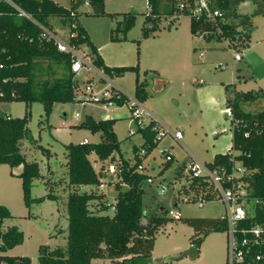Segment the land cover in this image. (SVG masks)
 <instances>
[{
  "label": "rangeland",
  "instance_id": "1",
  "mask_svg": "<svg viewBox=\"0 0 264 264\" xmlns=\"http://www.w3.org/2000/svg\"><path fill=\"white\" fill-rule=\"evenodd\" d=\"M54 1L66 8L71 7V0ZM168 8L165 2L158 4L160 17L157 28L149 38L143 37L146 14L150 11L148 0H106L105 11L119 15L117 18L90 16L92 8L87 4L82 5L78 9V20L99 46L108 66L139 65L140 81L145 80V72L159 74V80L148 78L149 98L142 106L162 124L173 131H182L184 136L182 145L166 137L143 162L141 171L148 176L143 185L144 221L152 215H161L163 208L169 218L180 217V220L170 222L157 234L151 264H227L226 232L210 234L197 256L191 248L194 231L183 223V219L187 218H221L227 212L225 204L212 201L201 208L197 203L186 202L179 189L185 184L187 174L184 172L181 178H176V175L194 158L208 164L213 162L214 154L231 151L225 86L235 85L238 92L245 93L264 90V14H255L256 6L251 0L241 3L238 13L250 16L252 30L249 39L232 44L228 40L207 41L194 37L190 32L191 17L188 15L180 16L169 27L168 19L164 16ZM127 13L136 14L135 26L127 34L128 41L111 42V31L117 28L122 20L121 15ZM52 24L59 38L67 36L68 24L61 23L58 18L52 20ZM118 36L122 38L123 33L119 32ZM238 53L242 56L240 61L235 60ZM101 75V72H93L76 76L80 90H85L87 81L93 79L96 81L94 88L101 89L104 85L99 82ZM136 77L135 73H127L111 80L127 98L134 99ZM129 105L108 109L97 103H56L48 121L41 103L30 106V138L22 142V152L28 161L39 164L43 177L34 180L31 201L27 206L22 180L17 177L22 167L12 169L8 165H0V206L7 207L12 214L4 221L3 228L17 227L25 238L22 245L10 250L6 256L29 257L32 264H40V246L67 247L69 184L65 146L85 141L97 144L101 141L100 134L78 128L87 116H93L96 121L115 119L114 131L121 144L120 151L114 157L116 160L123 157L134 164L133 149L139 150L143 140L140 133L130 136V131L136 132L137 127ZM263 106V102L262 105L258 102L249 104L248 109L256 113ZM26 109L25 102L0 106V111L12 118H23ZM165 149L173 155L174 163L161 175L165 162L161 151ZM90 161L99 172L102 163L98 158L91 155ZM93 189L80 187L81 192H91ZM99 192L105 193L109 204L115 203L118 191L114 186H106ZM49 194L55 199L49 198ZM105 214L113 216L112 209ZM92 264L113 263L97 259Z\"/></svg>",
  "mask_w": 264,
  "mask_h": 264
},
{
  "label": "trees",
  "instance_id": "2",
  "mask_svg": "<svg viewBox=\"0 0 264 264\" xmlns=\"http://www.w3.org/2000/svg\"><path fill=\"white\" fill-rule=\"evenodd\" d=\"M14 8L0 0V104L25 102L26 113L23 118H12L0 111V165L10 168L22 167L17 176L22 180L23 196L27 206L31 201V188L34 180L42 176L37 162H30L22 152V142L30 138V106L41 103L44 106L46 121L49 120L56 103H75L80 91L79 82L72 71L71 57L57 49L53 40L43 39V29L56 31L52 20L58 18L61 23L69 25L67 36L63 38L71 45H85L95 56L94 64L112 78L135 73V97L142 103L149 98L148 78H159L156 72H145V80L140 81V66L108 67L105 65L98 49L91 41L87 31L79 22L78 9L89 5L94 17L117 18V14L105 11L106 0H71V7L66 8L53 0H10ZM223 17L214 22L203 18H191L190 32L194 37L203 35L207 41L228 40L232 44L249 39L252 30L250 16L238 13V8L245 0H218ZM256 6V15L264 14V0H251ZM168 5L166 18L180 14V4H190V0H148L150 11L146 14L143 37L149 38L157 28L160 17L158 4ZM25 11L31 19L20 16L18 9ZM186 15V14H180ZM117 28L111 31V42L128 41L127 34L134 28L136 14H123ZM170 27V26H169ZM240 29H243L240 30ZM122 32L120 38L118 33ZM90 81H88L89 83ZM225 109L230 110L232 132V152L217 154L207 167L218 171L224 179V187L229 188L236 164L248 174L234 179L247 186L252 205L253 218L245 225L264 221V106L261 111L253 113L249 104L264 103V90L238 92L235 85L225 86ZM118 105L123 106V101ZM115 119L96 121L92 116L78 126L92 134H101V141L95 143L69 144L65 146L67 159V178L69 195L67 200L68 245L66 248L40 246L38 261L40 264H92L97 259L110 260L113 264H151L156 236L160 230L175 219L169 218L165 208L161 215H152L144 221L143 208L144 182L148 176L139 171L142 160L135 156L139 151L133 149L135 163L114 154L120 151V141L114 131ZM146 150L143 159H147L156 149V133L152 124L139 131ZM95 155L102 163L97 172L90 156ZM174 159L164 162L162 175L171 168ZM107 164V165H106ZM115 164L120 182L115 185L118 191L113 216L105 214L111 209L105 193L99 192L104 172ZM186 164L176 175H185ZM237 170V169H236ZM51 173V172H50ZM15 176L13 173H11ZM89 186L91 192H81L80 187ZM214 187L204 177L191 178L179 189L185 198L205 196L207 202L218 201L213 193ZM49 198L55 199L52 194ZM12 217L5 206H0V264H32L29 257H10L5 254L24 242V233L17 227L4 229V221ZM180 220V219H176ZM183 223L191 227L194 235L191 248L200 255V248L212 233L226 232L228 223L225 218H187ZM170 264V263H168Z\"/></svg>",
  "mask_w": 264,
  "mask_h": 264
},
{
  "label": "built area",
  "instance_id": "3",
  "mask_svg": "<svg viewBox=\"0 0 264 264\" xmlns=\"http://www.w3.org/2000/svg\"><path fill=\"white\" fill-rule=\"evenodd\" d=\"M14 8V3L10 0H4ZM189 4H180V14H186L191 18L201 19L206 21L214 22L218 18L223 17V12L219 6L218 0H190ZM18 9L20 16L31 19V16L25 11ZM175 15L168 17V25L176 23L179 17L182 15ZM197 37L203 38V35ZM42 38L53 40L56 43L57 49L66 53L71 57L72 71L78 77L83 73L91 74L93 72H101L99 82H103L104 85L101 89L96 90L94 85L91 83L86 84L85 90H80L75 98V102H82L83 104L97 103L106 106L108 109L121 106L119 102L123 101L124 104H129L131 117L135 122L137 131H130V136L139 133L146 127L152 124V130L156 133L154 143L157 147L166 138L171 137L174 143L181 144L183 141L182 131H173L169 127L162 124L149 110L144 108V103L140 102L136 97L134 99L127 98L126 95L119 90L114 83L112 78L107 76L103 70L96 67L94 64L95 56L89 47L85 45H71L67 43L63 38H59L56 31L43 29ZM242 59L241 53L235 56L236 61ZM4 66L0 64V70ZM225 68V67H222ZM95 81V79H93ZM96 83V81H95ZM2 104H0L1 106ZM230 116V110H226ZM87 143V141H85ZM156 147V148H157ZM146 155L145 149H139L135 154L143 162L145 161L144 156ZM161 155L165 158V162H170L174 159L173 155L169 150L165 149L161 151ZM143 162L139 166V171L143 170ZM239 165V166H238ZM237 169V170H236ZM236 169L233 175L227 180L231 181L229 188L224 187V179L220 173L212 171L207 167V164L199 162L196 158L192 159L186 166L185 173L191 178H206L211 185L214 187V195L218 201H221L226 206V214L222 217L225 218L228 223L226 230L228 242H227V264H264V221L256 224L245 225L246 222L253 218L252 205L256 203L252 199H249V193L246 184L243 182H235L234 179H238L248 172L242 168L240 164H236ZM105 177L101 181L100 190L103 191L106 186H114L120 182L119 172L115 164H111L104 172ZM186 202L197 203L199 207H204L207 203L205 196H194L191 195L185 198ZM112 211L115 206L112 204ZM176 219H180L177 215ZM168 264V263H163Z\"/></svg>",
  "mask_w": 264,
  "mask_h": 264
},
{
  "label": "crops",
  "instance_id": "4",
  "mask_svg": "<svg viewBox=\"0 0 264 264\" xmlns=\"http://www.w3.org/2000/svg\"><path fill=\"white\" fill-rule=\"evenodd\" d=\"M54 1V0H53ZM56 2V1H55ZM57 3V2H56ZM59 4V3H58ZM89 6V5H88ZM81 23V22H80ZM82 24V23H81ZM83 26V25H82ZM84 27V26H83ZM84 29L87 31V29L84 27ZM87 33H88V35H89V37H90V39H91V41L93 42V44L96 46V48L98 49V52H99V54H100V56L102 57V59H103V61H104V63H105V65L106 66H108L107 64H106V62H105V59H104V57H103V55L101 54V50H100V48H99V46H97V44H96V42H95V40L92 38V36H91V34L87 31ZM108 67H110V66H108ZM122 67H127V66H122ZM126 75V74H125ZM124 75V76H125ZM160 78H158L157 80H159ZM90 80V79H89ZM95 81H90L89 83H91V84H93V85H95L96 83H94ZM86 84H88V81H87V83ZM225 100H226V95H225ZM93 117V116H92ZM115 127V126H114ZM230 130H231V126H230ZM101 135V134H100ZM216 143V142H215ZM214 147H215V145H214ZM231 147H232V132H231ZM216 153H219V151H216V150H214ZM228 152H230V151H228ZM227 152V153H228ZM223 154H226V153H223ZM217 154H214V157L216 156ZM214 159V158H213ZM187 166V165H186ZM117 198V197H116ZM116 201V200H115Z\"/></svg>",
  "mask_w": 264,
  "mask_h": 264
}]
</instances>
